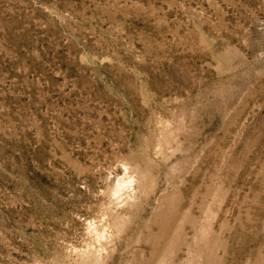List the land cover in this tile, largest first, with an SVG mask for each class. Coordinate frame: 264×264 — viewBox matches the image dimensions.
I'll return each mask as SVG.
<instances>
[{
    "label": "rangeland",
    "instance_id": "obj_1",
    "mask_svg": "<svg viewBox=\"0 0 264 264\" xmlns=\"http://www.w3.org/2000/svg\"><path fill=\"white\" fill-rule=\"evenodd\" d=\"M0 264H264V0H0Z\"/></svg>",
    "mask_w": 264,
    "mask_h": 264
}]
</instances>
